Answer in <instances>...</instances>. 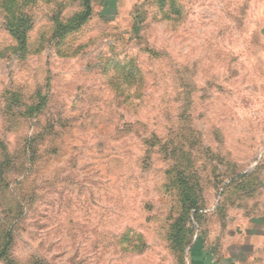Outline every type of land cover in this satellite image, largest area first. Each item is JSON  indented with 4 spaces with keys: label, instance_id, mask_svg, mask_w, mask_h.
<instances>
[{
    "label": "rangeland",
    "instance_id": "obj_1",
    "mask_svg": "<svg viewBox=\"0 0 264 264\" xmlns=\"http://www.w3.org/2000/svg\"><path fill=\"white\" fill-rule=\"evenodd\" d=\"M83 8L0 0V264H264V0Z\"/></svg>",
    "mask_w": 264,
    "mask_h": 264
},
{
    "label": "trees",
    "instance_id": "obj_2",
    "mask_svg": "<svg viewBox=\"0 0 264 264\" xmlns=\"http://www.w3.org/2000/svg\"><path fill=\"white\" fill-rule=\"evenodd\" d=\"M83 10L77 12L70 20V23L67 25H62L59 23L58 25V30L63 31L61 32L62 34L58 37L59 39H62L65 37L67 33L70 32H75L77 31L85 22L86 20L90 17L91 12H92V0H83ZM21 26H23L21 24ZM29 26L26 28H17L14 29L12 28L11 33L15 37L18 46L25 47L27 46L28 43V31ZM60 42H62L60 40ZM7 247L4 246L3 252L5 251V248Z\"/></svg>",
    "mask_w": 264,
    "mask_h": 264
},
{
    "label": "crops",
    "instance_id": "obj_3",
    "mask_svg": "<svg viewBox=\"0 0 264 264\" xmlns=\"http://www.w3.org/2000/svg\"><path fill=\"white\" fill-rule=\"evenodd\" d=\"M246 237L247 236H242L241 238L245 239ZM263 237L264 236H252L251 240L254 242H258V241L261 242V239H263ZM259 242L256 243L257 247ZM237 243L238 244H236L235 247L236 249H233L230 245L224 247V249L222 250L223 252H221L220 255L218 254L220 258L217 264H249L248 262L251 258L250 250L248 249L245 243H241V242H237ZM256 249L254 248V250H251L252 254L256 251ZM198 252H200L199 257L205 258V255L203 254L204 252L202 250H197V252L194 253L198 254Z\"/></svg>",
    "mask_w": 264,
    "mask_h": 264
}]
</instances>
